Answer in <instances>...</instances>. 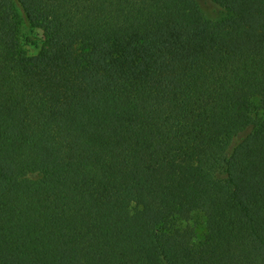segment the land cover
Wrapping results in <instances>:
<instances>
[{
  "label": "trees",
  "instance_id": "obj_1",
  "mask_svg": "<svg viewBox=\"0 0 264 264\" xmlns=\"http://www.w3.org/2000/svg\"><path fill=\"white\" fill-rule=\"evenodd\" d=\"M206 2L0 0V264H264V0Z\"/></svg>",
  "mask_w": 264,
  "mask_h": 264
},
{
  "label": "rangeland",
  "instance_id": "obj_2",
  "mask_svg": "<svg viewBox=\"0 0 264 264\" xmlns=\"http://www.w3.org/2000/svg\"><path fill=\"white\" fill-rule=\"evenodd\" d=\"M201 8L205 14V16L208 19L211 20H220L223 19L227 16L226 12L220 11L217 8H215V6H213L212 4L206 2V0H199ZM26 33V27L24 24H21L19 26V38L20 40H24V36ZM35 33L42 38V40H45L44 38V34L40 29H35ZM25 49H27V51L31 54H33L35 51L32 48H28L25 46ZM261 113V110L259 111ZM196 223V227H197V232L198 235L201 237L202 233L204 232L205 229V224H204V218L201 214H197L193 217V223L192 225Z\"/></svg>",
  "mask_w": 264,
  "mask_h": 264
}]
</instances>
